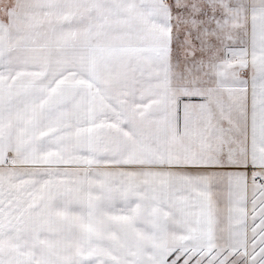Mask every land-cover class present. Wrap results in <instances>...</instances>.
Segmentation results:
<instances>
[{
	"label": "snow or ice",
	"instance_id": "1",
	"mask_svg": "<svg viewBox=\"0 0 264 264\" xmlns=\"http://www.w3.org/2000/svg\"><path fill=\"white\" fill-rule=\"evenodd\" d=\"M0 264H264V0H0Z\"/></svg>",
	"mask_w": 264,
	"mask_h": 264
}]
</instances>
